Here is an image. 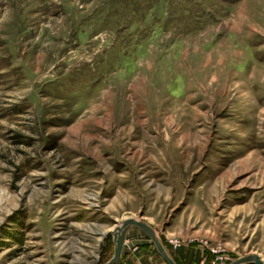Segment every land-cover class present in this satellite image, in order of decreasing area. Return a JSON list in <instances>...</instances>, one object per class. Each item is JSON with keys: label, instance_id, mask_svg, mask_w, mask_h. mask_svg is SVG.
<instances>
[{"label": "rangeland", "instance_id": "obj_1", "mask_svg": "<svg viewBox=\"0 0 264 264\" xmlns=\"http://www.w3.org/2000/svg\"><path fill=\"white\" fill-rule=\"evenodd\" d=\"M131 219L264 262V0H0V264H107Z\"/></svg>", "mask_w": 264, "mask_h": 264}, {"label": "water", "instance_id": "obj_2", "mask_svg": "<svg viewBox=\"0 0 264 264\" xmlns=\"http://www.w3.org/2000/svg\"><path fill=\"white\" fill-rule=\"evenodd\" d=\"M132 227H138L150 237L158 253L167 264H176L167 253L163 244L159 241V238L157 237V234L154 231V229L143 222L133 219L123 222L122 225L119 228H117L116 231L114 232L113 235L114 243H115L114 256L111 259V261L108 262L107 264H123L124 244L127 234L129 233ZM233 264H264V262L260 259L259 256L251 255L242 258L234 262Z\"/></svg>", "mask_w": 264, "mask_h": 264}, {"label": "crops", "instance_id": "obj_3", "mask_svg": "<svg viewBox=\"0 0 264 264\" xmlns=\"http://www.w3.org/2000/svg\"><path fill=\"white\" fill-rule=\"evenodd\" d=\"M140 258H141V259L138 260V261H136L135 259H134V260L132 259L131 263H132V264H143V260H144V259H143V257H140ZM123 259H124V260H123V264H130V263L128 262L129 259H126V257H124ZM141 260H142V261H141Z\"/></svg>", "mask_w": 264, "mask_h": 264}, {"label": "built area", "instance_id": "obj_4", "mask_svg": "<svg viewBox=\"0 0 264 264\" xmlns=\"http://www.w3.org/2000/svg\"><path fill=\"white\" fill-rule=\"evenodd\" d=\"M128 241H126V244H127Z\"/></svg>", "mask_w": 264, "mask_h": 264}]
</instances>
